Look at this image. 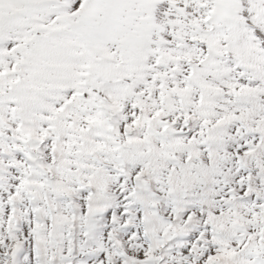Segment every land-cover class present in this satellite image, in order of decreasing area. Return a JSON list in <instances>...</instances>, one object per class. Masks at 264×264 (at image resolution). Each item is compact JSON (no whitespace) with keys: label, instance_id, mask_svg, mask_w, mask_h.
Returning a JSON list of instances; mask_svg holds the SVG:
<instances>
[{"label":"snow or ice","instance_id":"snow-or-ice-1","mask_svg":"<svg viewBox=\"0 0 264 264\" xmlns=\"http://www.w3.org/2000/svg\"><path fill=\"white\" fill-rule=\"evenodd\" d=\"M0 264H264V0H0Z\"/></svg>","mask_w":264,"mask_h":264}]
</instances>
